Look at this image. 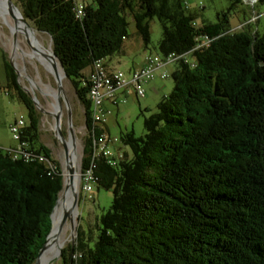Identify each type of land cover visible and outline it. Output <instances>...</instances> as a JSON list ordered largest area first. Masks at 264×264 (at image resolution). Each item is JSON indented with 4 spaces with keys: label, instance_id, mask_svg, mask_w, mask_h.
<instances>
[{
    "label": "trees",
    "instance_id": "trees-1",
    "mask_svg": "<svg viewBox=\"0 0 264 264\" xmlns=\"http://www.w3.org/2000/svg\"><path fill=\"white\" fill-rule=\"evenodd\" d=\"M240 2L198 23L185 0H91L83 16L75 0L20 1L25 17L53 36L84 103L82 169L94 159L85 70L126 53L129 15L149 43L150 20L159 17L161 51L183 55L174 89L145 116V132L121 135L132 155L119 153L116 163L97 156L95 183L114 190L113 202L96 221L99 231L81 226L75 247H64V264H264V32L252 21L232 27L229 13ZM4 57V88L29 113L20 143L34 158L0 145V264H34L65 173L43 140V112Z\"/></svg>",
    "mask_w": 264,
    "mask_h": 264
},
{
    "label": "rangeland",
    "instance_id": "rangeland-1",
    "mask_svg": "<svg viewBox=\"0 0 264 264\" xmlns=\"http://www.w3.org/2000/svg\"><path fill=\"white\" fill-rule=\"evenodd\" d=\"M16 1L20 4L21 0ZM185 2L187 4L188 11H193V13L197 15L198 23H202L205 20H219L220 15L224 17V11L228 10L232 5V0H185ZM129 18L130 33L125 39L126 53H116L107 58V63L111 70L120 69L128 72L133 66L139 67V65L145 61L147 55L157 52L163 53L160 46L161 37L163 34V24L160 21V18L154 17L150 20L152 31V40L150 43L146 42L140 35L137 34L138 30L134 16L130 14ZM229 18L231 21L230 24L233 28H236V30L243 29V24L252 21V28L260 29V31L263 33L264 0H259L258 3L252 2L251 0L238 3V5H236L234 8H231ZM9 29V26L3 22H0V145L5 148H10L14 145H20V142L16 138L15 132L12 129V123L15 122V118L19 120L22 116L25 118H28L29 116L28 108L23 103V101L18 99V97L7 93L6 89L4 88L7 72L4 64V51L7 52L10 59L13 56L14 38ZM188 56L191 57V54H188ZM178 63L179 61L177 60L168 63V73L164 75L165 79L159 80L160 85L156 84L158 83L156 77L145 81V83L151 81V83L155 82V84L152 86L153 89H149L145 84L147 87V93L144 97L138 96L133 91L127 93L124 89L125 91L122 93L120 100H107V103L105 104L107 110V121L104 123V126L105 124H108L111 127V131H107L106 128L104 130L106 134H109L112 137H117L118 139V142H112L114 147L113 149L115 150L117 157L119 153L126 151L132 155L131 146L122 141L121 135L128 130H134L138 135L145 132V116L155 112L157 110L158 102L163 99L164 95L168 94L174 89L175 80L173 71L178 66ZM89 68L90 66L87 67L86 70H89ZM130 74L131 73H129V75ZM50 78L52 81H54L52 76ZM21 80L23 82V78H21ZM65 84L73 102L72 105L74 109V121L76 128L78 130L84 131L80 137V157L82 161L84 137L86 132H88L85 121V106L84 103L79 99L72 80L66 77ZM42 112L43 140L47 145H49L53 151V154L59 159V162L64 168L63 160L66 159V154L63 148L64 145L55 133L56 130L51 127L52 117L48 118L46 113L44 111ZM67 117V110L65 106V117L63 118V121L65 134L68 136ZM81 161L79 162L80 168L78 177L81 190L78 202L79 217L77 218V229L75 232H73V229L68 222L69 230L66 234L68 241L65 247H69L70 244H72V233L75 234L77 238L81 226L86 227L87 229H89L91 226H94L96 230L99 231L95 225L96 221L98 218H100V215H102V213L110 207L114 198L113 189L102 187L98 183H95L94 190L88 193L86 192L85 196V191L83 189L81 180ZM50 264H64L63 258L60 257Z\"/></svg>",
    "mask_w": 264,
    "mask_h": 264
},
{
    "label": "bare ground",
    "instance_id": "bare-ground-1",
    "mask_svg": "<svg viewBox=\"0 0 264 264\" xmlns=\"http://www.w3.org/2000/svg\"><path fill=\"white\" fill-rule=\"evenodd\" d=\"M1 5L5 6L3 3H1ZM5 8L7 9L6 6ZM7 11L8 13L0 12V22L5 23L7 26L8 24L6 23V21H10L14 25L16 24L20 28L19 31L21 35H24L28 40H33L35 42L34 45L21 39V41H19L17 44H15V42L13 44V59L21 72L20 74L21 78H23V84H25L33 94L38 95L40 99V106L43 108L48 118L52 117L51 127L56 131L59 129V127H62L64 129L63 118L65 117V102L58 87L50 78L54 60L53 55L47 46L48 42L50 41V36H44L43 34L36 31L35 27L27 24L21 18L19 8H11V10L7 9ZM9 30L11 31V29ZM58 73L65 83L66 72L60 62L58 63ZM75 129L78 132V129ZM65 139L67 144L66 159L63 160L64 172L66 174L65 176L73 175L77 178L79 176V173L77 172L75 174L71 165L73 161L72 152L74 149V138L68 137L65 134ZM68 200V204H66L65 207L62 206V202L57 203L53 218L55 221V229L53 230V232H51L49 243L45 247L42 258L40 260L41 264H50L49 261L51 260V258H53L56 253L58 254L61 249L65 247L68 241L66 234L69 230V224L71 227H74V232L77 229L79 203L75 205L72 212L74 204L73 190H70ZM65 209L69 213V215H72L73 224L70 217L68 219L69 224H67L65 231L60 236L58 234V224L63 216V213L65 212Z\"/></svg>",
    "mask_w": 264,
    "mask_h": 264
},
{
    "label": "built area",
    "instance_id": "built-area-1",
    "mask_svg": "<svg viewBox=\"0 0 264 264\" xmlns=\"http://www.w3.org/2000/svg\"><path fill=\"white\" fill-rule=\"evenodd\" d=\"M91 0H75V7L78 15L83 16L86 13V8ZM249 1V0H244ZM258 3L259 0H251ZM204 37V36H203ZM183 55L177 52H170L168 54L153 53L148 55V62L146 64L133 69L129 75L126 71L120 69L109 68L106 57H100L94 62L89 73L91 80V88L89 89V96L92 100V115H93V127L91 130V139L94 144V159L90 164L82 169V185L86 192L94 190L95 182L97 179V156L103 154L107 156L111 163L118 162L117 155L113 149L112 142H118L117 137H112L106 134L103 125L106 123L107 110L105 104L108 99L114 98L116 90L125 89L127 93L135 92L138 96L144 97L146 95L147 87L145 81L156 77V69L160 66H164L171 61H179ZM186 56V55H184ZM27 124L26 120L21 117L16 123L12 125L13 131L17 139L21 138V132L23 127ZM102 128V129H99ZM25 142H21L20 145L10 147V150L14 153L16 158H34V154L31 150L25 147ZM45 159L43 155L40 156ZM46 160V159H45Z\"/></svg>",
    "mask_w": 264,
    "mask_h": 264
},
{
    "label": "water",
    "instance_id": "water-1",
    "mask_svg": "<svg viewBox=\"0 0 264 264\" xmlns=\"http://www.w3.org/2000/svg\"><path fill=\"white\" fill-rule=\"evenodd\" d=\"M1 3H3L7 9L11 10V8H19L20 10V13H21V18L27 23L29 24L30 26H33L35 27L36 31H38L39 33L43 34L44 36L46 35H49L50 36V41L48 42V48L49 50L51 51L52 55H53V64H52V79L54 80L56 86L58 87L59 91L61 92L62 94V97H63V100H64V104L66 106V110H67V123H68V136L69 137H73L74 138V149H73V152H72V157H73V161L71 163L72 165V169L74 171V173L76 174L77 172L79 173V161H80V150H79V147H80V142H81V139L80 137L82 136L83 134V130H78V132L76 131V125H75V121H74V109H73V105H72V99H71V96H70V93L68 91V88L66 87L64 81L62 80V77L59 75L58 73V63L60 62L62 64V59L61 57L59 56L58 52L56 51L55 47H54V40H53V36L49 33L48 30H45V29H41L39 27H37L30 19H28L27 17H25V14L23 13V10L22 8L20 7V4L16 1V0H0V12H6L8 13L7 9L5 8V6L1 5ZM21 8V9H20ZM6 23L8 24V26L10 27L11 31H12V34H13V38H14V42L15 44H17L19 41H21V39L31 43V44H34L35 45V42L33 40H28L24 35H21L20 33V28L15 24H12L10 21H6ZM14 57L12 56V58L10 59L12 64L16 67V69L18 70V77H19V81L21 83V85L23 86V88L33 97V100L35 101V105L41 110V111H44L43 108L40 106V99L38 97V95L36 94H33L29 89L28 87L23 84L22 80H21V72L18 68V66L16 65L14 59ZM63 66V65H62ZM66 72V71H65ZM67 72L65 74L66 77L67 76ZM55 133L57 134V136L60 138V141L63 143V148H64V151H65V154H67V144H66V139H65V130L62 128V127H59V129L57 131H55ZM65 173V172H64ZM66 175V174H65ZM64 175V187L61 191V194H60V198L58 200V203L62 202V206L65 207L66 204H68V195H69V192L70 190H73V194H74V204H73V208H72V212L74 210V207L76 204H78L79 202V197H80V184H79V179H77L75 176H71V175H67L65 176ZM54 216V215H53ZM71 217V222H72V215H69V213L66 211L65 209V212L63 213V216L62 218L60 219L59 221V224H58V234L61 236L63 234V232L65 231V228L68 224V218ZM73 224V222H72ZM55 229V221L53 219V228H52V231ZM72 229L74 230V227L72 226ZM51 232L49 233L48 235V240L47 242L45 243V245L41 248L40 250V253H39V256L37 258V260H35L34 264H41V258H42V255H43V252L45 250V247L48 245L49 243V238H50V235H51ZM74 232V231H73ZM73 242H72V245H73V248L75 247V244H76V236L75 234H73ZM63 250H64V247L61 249V251L57 254H55L53 256V258H51V260L49 261V263H52L53 261L59 259L60 257L63 256Z\"/></svg>",
    "mask_w": 264,
    "mask_h": 264
},
{
    "label": "crops",
    "instance_id": "crops-1",
    "mask_svg": "<svg viewBox=\"0 0 264 264\" xmlns=\"http://www.w3.org/2000/svg\"><path fill=\"white\" fill-rule=\"evenodd\" d=\"M158 53V52H157ZM146 62H148V55L146 56V59H145V61L144 62H142V64L141 65H144V64H146ZM141 65H139V66H141ZM169 64L167 63L166 65H162V66H160V67H158L157 69H156V74H157V76H156V80H158V83H156V84H158V85H160L159 83V80L160 79H165L164 78V75H166L167 73H168V70H167V66H168ZM136 67H138V66H133L131 69H130V71H126L128 74L129 73H132V70H133V68H136ZM113 68V67H112ZM87 73H90V71H91V66H90V68H89V70H85ZM5 83H6V81H5ZM147 86H148V88L149 89H153V85L155 84V82L154 83H151V81L150 82H146L145 83ZM159 87V86H158ZM161 87H162V85H161ZM125 90L124 89H118V90H116V94H115V96H114V98H112V100H115V101H118V100H120V98H121V95H122V93L124 92ZM6 92L7 93H9L7 90H6ZM146 93H147V91H146ZM9 94H11V93H9ZM165 96V95H164ZM108 108V107H107ZM23 117V116H22ZM25 120H26V122H27V118H25V117H23ZM16 121H18V119L17 118H15V122L14 123H16ZM106 121H107V119H106ZM14 123H12V125L14 124ZM105 128L107 129V131L108 130H110L111 131V127L108 125V124H105ZM13 129V128H12ZM17 138V137H16ZM19 140V142H20V139H18ZM15 146V145H14Z\"/></svg>",
    "mask_w": 264,
    "mask_h": 264
}]
</instances>
